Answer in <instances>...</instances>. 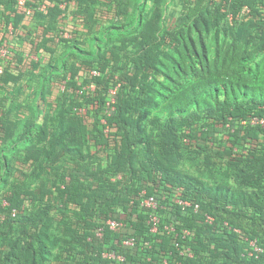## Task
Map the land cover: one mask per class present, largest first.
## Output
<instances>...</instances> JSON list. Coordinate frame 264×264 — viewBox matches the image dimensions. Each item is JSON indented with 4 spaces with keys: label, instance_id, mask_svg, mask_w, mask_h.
<instances>
[{
    "label": "trees",
    "instance_id": "16d2710c",
    "mask_svg": "<svg viewBox=\"0 0 264 264\" xmlns=\"http://www.w3.org/2000/svg\"><path fill=\"white\" fill-rule=\"evenodd\" d=\"M73 2L84 25L64 37ZM103 2L30 0L33 12L26 14L17 0H0L8 23L37 51L64 45L62 56L45 65L37 114L29 98L27 104H3L8 114L19 107L30 113L21 123L3 122L4 141L14 142L0 149V181L8 183L19 164L43 167L48 155L29 145L51 136L45 112L56 78L65 87L56 97L51 138L59 159L74 163L62 166L51 186L21 189L13 182L1 197L0 264L116 263L104 256L111 251L124 254V264H264V124L252 123L264 117V0H219L215 26L232 15L233 39L222 60L191 31L175 33L160 1ZM40 28L41 38L33 40ZM40 61H31L35 70ZM83 66L91 69L88 76L81 74ZM9 68L0 74L5 88L22 76ZM91 83L94 90L84 89ZM87 110H95L94 123ZM14 127L19 135L12 138ZM180 144L214 151L217 160L212 155L205 162L213 180L180 170ZM144 190L159 202L157 233L149 223L152 211L142 205ZM25 195L32 196V207L25 206ZM109 219L125 225L111 229ZM185 229L190 236L184 237ZM129 237L134 246L124 245ZM188 246L192 255L181 254Z\"/></svg>",
    "mask_w": 264,
    "mask_h": 264
},
{
    "label": "rangeland",
    "instance_id": "374dc122",
    "mask_svg": "<svg viewBox=\"0 0 264 264\" xmlns=\"http://www.w3.org/2000/svg\"><path fill=\"white\" fill-rule=\"evenodd\" d=\"M161 2L163 7L164 15L167 19V23L169 27L175 26V33H180V31H191V33L196 37L197 40H201L209 49V55L212 57L215 53H218L219 59L222 60L226 51L229 49L230 43L232 42V15L222 22L219 28L215 26V12L216 6L219 3V0H149V5H152L155 2ZM110 3V0H104L103 4L107 6ZM71 10L67 13V16L63 22L64 30L63 36L70 37V30L74 28V26L83 28L84 25V15L82 13L76 12V7L74 6V2L71 4ZM108 13L105 12V17L107 20ZM241 17H243L241 15ZM9 18V13L4 9L3 4L0 3V47L3 44L9 45L10 49L12 46L18 49L17 55L11 53V58H8L4 63V68H9V70L15 74L22 73L21 79L16 83H10L9 88H5L3 83H0V149L3 146L10 145L11 148L13 146L8 141H4L3 127L2 126L6 121L9 125L10 123L16 122L21 123L26 119L30 111L26 108H12L13 110L8 114V109L3 108V104H5L6 108L10 107L12 102L16 103H25L29 98V101L32 102L31 108L35 106V103L40 98V92L42 88V81L44 80L45 74V65L50 60H56L61 57L64 51V45L58 43L57 50H40L37 51L34 45H32V41L28 38L26 33L19 32L16 33L13 24L8 23L7 19ZM208 21L210 24L209 29L205 26V21ZM7 21V22H6ZM41 33L38 32L34 35L35 39H40L43 33V30L40 28ZM201 37V38H200ZM242 43V42H240ZM15 45V46H14ZM135 48V44H131L128 49V55H132L133 50ZM40 58V65L35 70L31 61L33 59ZM21 59V60H20ZM3 60V59H1ZM81 70V74L84 76H88L90 70L84 68ZM128 68L124 67L120 70L119 74H125ZM8 70V71H9ZM56 78V77H55ZM56 84H53L51 92L48 95L49 105L47 106L46 121L50 124L47 128L48 133L51 136H48V140L46 142H35L30 144L29 147H33V145H38L40 149V154L48 155L45 156V160L43 162V167L33 166L27 167L23 169V164H19L20 168L13 167L12 175H9V182L5 183V181H0V199L4 197V195L8 194L11 190V184L14 182V187H19L21 189H36L37 187L44 185H52L53 181L56 177L57 171L62 166L72 167L74 165L73 160L70 157H66L63 159H59L60 151L56 146L55 140L52 137L57 132V126L54 125V111L56 105V97L59 92L64 90L65 83L64 81H59L57 78L55 79ZM58 86V88H57ZM87 86V85H86ZM85 86V87H86ZM9 89V90H8ZM22 89V90H21ZM88 89V88H86ZM10 92H13L11 94ZM52 104V105H51ZM87 106L92 107L91 104ZM86 109V107H84ZM90 112L85 113V116L88 117V121L90 123H94L96 113L95 110H89ZM33 112L36 114L38 111L33 108ZM4 119V120H3ZM3 120V121H2ZM13 137H17L19 135L18 127H14ZM34 135H37L34 133ZM51 139H50V138ZM12 141V140H11ZM182 150V161L179 164V168L181 171L185 173H189L196 177H200L205 180H213L216 174L211 177L208 172V168L206 166V161L208 156H212L213 160H217V156L213 150L209 149L208 151L202 152L198 151L196 147H189V145L180 144ZM48 152V154H47ZM1 158V152H0ZM105 163L109 161L110 156L106 155ZM3 175L6 174V170H1ZM216 173V172H215ZM26 199L25 206L32 207V196L25 195ZM4 201V200H3ZM4 229H6L4 227ZM62 242V239H60ZM51 264H58V261L53 260Z\"/></svg>",
    "mask_w": 264,
    "mask_h": 264
},
{
    "label": "built area",
    "instance_id": "2783aa9c",
    "mask_svg": "<svg viewBox=\"0 0 264 264\" xmlns=\"http://www.w3.org/2000/svg\"><path fill=\"white\" fill-rule=\"evenodd\" d=\"M18 1V6L20 9H22L26 14H31L33 12V8L32 6L29 5V1L30 0H17ZM46 4H40L38 6V9L40 10H46ZM12 53V49H10L9 45L7 44H3L0 47V59H3V61L5 62L6 60H8V58L11 56ZM4 72V63L0 64V74H2ZM100 72L97 70H93L92 71V75H99ZM90 89V90H94L96 88L95 83H91L88 84L86 87H84V89ZM110 92L112 93V95H114L117 92L116 88H113L110 90ZM112 101L114 102L115 99L113 98ZM110 101L108 104H111ZM252 123L253 124H257V123H261L264 124V117L263 118H258V117H254L252 119ZM142 195L143 200H142V205L144 207H146L147 209L151 210L152 213L149 217V223L151 225V231L153 233H157L159 230V226H160V217L158 216V214L155 212L158 207H159V202L156 199L155 196L151 195V196H146V191L144 190ZM177 202L179 204H182L184 207L189 206L190 202L188 201H184L182 199H177ZM198 208V205H196V209ZM207 221L208 222H213L214 221V217L211 215H207ZM107 225L111 228V229H116L118 227L124 226L125 223L123 221H119L116 219H109L107 220ZM166 230H168V232L170 231H175V227L174 226H166ZM104 233V227H101L98 232L97 235L102 237ZM184 237L186 236H190L191 235V231L185 229L183 231ZM136 243L135 238L134 237H129L127 239L124 240V245L126 246H134ZM251 246L253 247V249L255 251H261L262 249L258 246V244L256 243V241H251L250 242ZM181 254L185 253L188 255H192V250L190 249V247H186L185 249L179 250ZM250 254H253V252H250ZM105 257H108L112 260H114L116 263H108V264H124L126 262V257L124 254L122 253H118L116 251H111V252H106L104 253Z\"/></svg>",
    "mask_w": 264,
    "mask_h": 264
}]
</instances>
